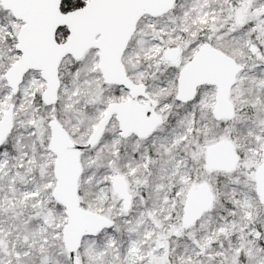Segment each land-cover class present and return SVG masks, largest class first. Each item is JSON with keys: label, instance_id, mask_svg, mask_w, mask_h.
I'll use <instances>...</instances> for the list:
<instances>
[{"label": "snow or ice", "instance_id": "6c2138e0", "mask_svg": "<svg viewBox=\"0 0 264 264\" xmlns=\"http://www.w3.org/2000/svg\"><path fill=\"white\" fill-rule=\"evenodd\" d=\"M0 264H264V0H0Z\"/></svg>", "mask_w": 264, "mask_h": 264}]
</instances>
